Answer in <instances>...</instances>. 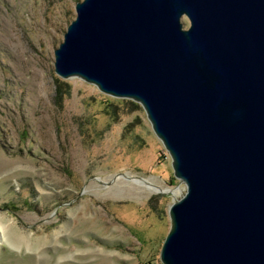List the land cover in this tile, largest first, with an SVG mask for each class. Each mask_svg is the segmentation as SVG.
<instances>
[{
    "label": "water",
    "instance_id": "1",
    "mask_svg": "<svg viewBox=\"0 0 264 264\" xmlns=\"http://www.w3.org/2000/svg\"><path fill=\"white\" fill-rule=\"evenodd\" d=\"M76 13L56 74L138 102L186 185L162 263L264 264V0H81Z\"/></svg>",
    "mask_w": 264,
    "mask_h": 264
},
{
    "label": "rangeland",
    "instance_id": "2",
    "mask_svg": "<svg viewBox=\"0 0 264 264\" xmlns=\"http://www.w3.org/2000/svg\"><path fill=\"white\" fill-rule=\"evenodd\" d=\"M78 1L0 0V264H163L186 185L145 110L113 121L115 98L79 77L55 102Z\"/></svg>",
    "mask_w": 264,
    "mask_h": 264
},
{
    "label": "trees",
    "instance_id": "3",
    "mask_svg": "<svg viewBox=\"0 0 264 264\" xmlns=\"http://www.w3.org/2000/svg\"><path fill=\"white\" fill-rule=\"evenodd\" d=\"M72 94V84L67 79L60 77L55 78V102L62 105L68 97ZM106 111L109 113L113 121H118L121 114L126 111H136L141 109V105L131 99L115 98L114 100H107Z\"/></svg>",
    "mask_w": 264,
    "mask_h": 264
},
{
    "label": "bare ground",
    "instance_id": "4",
    "mask_svg": "<svg viewBox=\"0 0 264 264\" xmlns=\"http://www.w3.org/2000/svg\"><path fill=\"white\" fill-rule=\"evenodd\" d=\"M137 181L138 182H141V183H144V184H147L148 186L147 187H149V188H151V189H153V190H157V191H163L164 190V188H162V187H159L158 185H154V184H152L151 182H145V181H143V180H138L137 179ZM168 190V189H167ZM0 244H1V239H0Z\"/></svg>",
    "mask_w": 264,
    "mask_h": 264
}]
</instances>
